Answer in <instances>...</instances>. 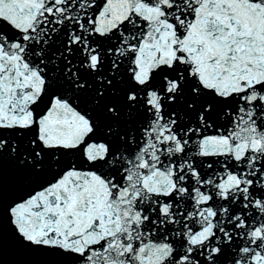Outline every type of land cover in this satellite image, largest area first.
<instances>
[{"label":"snow or ice","instance_id":"obj_1","mask_svg":"<svg viewBox=\"0 0 264 264\" xmlns=\"http://www.w3.org/2000/svg\"><path fill=\"white\" fill-rule=\"evenodd\" d=\"M0 264H264V0H0Z\"/></svg>","mask_w":264,"mask_h":264},{"label":"water","instance_id":"obj_2","mask_svg":"<svg viewBox=\"0 0 264 264\" xmlns=\"http://www.w3.org/2000/svg\"><path fill=\"white\" fill-rule=\"evenodd\" d=\"M9 261H17L24 259V255L16 248L11 238L9 237L8 248H7V257Z\"/></svg>","mask_w":264,"mask_h":264}]
</instances>
